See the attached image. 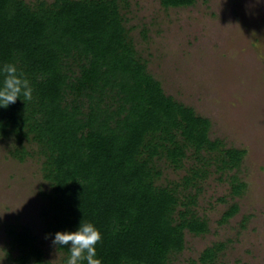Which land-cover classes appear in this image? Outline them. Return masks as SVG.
I'll return each instance as SVG.
<instances>
[{
    "label": "trees",
    "instance_id": "1",
    "mask_svg": "<svg viewBox=\"0 0 264 264\" xmlns=\"http://www.w3.org/2000/svg\"><path fill=\"white\" fill-rule=\"evenodd\" d=\"M161 2L188 7L195 0ZM123 21L117 0H0V65L15 62L34 89L31 100L0 108V140L14 138L19 148L13 156L21 161L32 155L25 144L37 145L53 189L42 212L47 235L91 221L103 234L97 248L104 264H123L124 258L128 264H169L172 254L184 251L186 230L202 235L209 229L190 209L194 198L156 185L155 159L166 158L177 169L189 149L197 155L220 151L225 168H238L246 152L221 149V141L209 138L208 119L165 94L136 57ZM77 88L90 100L88 113L70 100ZM109 95L116 111L101 107ZM201 176L193 171L185 185ZM245 187L234 184L233 193ZM238 210L231 207L223 222ZM10 234L20 251L11 258L15 264H43L30 230ZM58 250L64 261L67 249ZM218 250H205L200 264H216Z\"/></svg>",
    "mask_w": 264,
    "mask_h": 264
},
{
    "label": "rangeland",
    "instance_id": "2",
    "mask_svg": "<svg viewBox=\"0 0 264 264\" xmlns=\"http://www.w3.org/2000/svg\"><path fill=\"white\" fill-rule=\"evenodd\" d=\"M117 1L147 73L168 97L211 122L209 138L221 141V149L246 152L238 168H225L220 151L197 155L189 149L177 169L166 158L155 159L156 185L178 187L181 198H194L190 209L209 229L202 235L186 230L185 249L172 254L169 264H200L202 253L214 246L216 264H264V53L252 45L264 43V0H195L192 6L168 8L161 0ZM72 65L80 77L81 69ZM76 90L70 100L82 102L88 113L90 100ZM112 95L104 98L103 109L117 110ZM15 142L0 140V260L15 264L20 251L10 231L26 228L38 239L43 264H63L65 255L45 238L48 219L42 212L53 189L44 178L43 159L37 145L25 144L32 155L21 161L13 156ZM193 171L202 176L186 186ZM240 183L246 187L235 195L233 185ZM233 206L237 214L223 222Z\"/></svg>",
    "mask_w": 264,
    "mask_h": 264
},
{
    "label": "clouds",
    "instance_id": "3",
    "mask_svg": "<svg viewBox=\"0 0 264 264\" xmlns=\"http://www.w3.org/2000/svg\"><path fill=\"white\" fill-rule=\"evenodd\" d=\"M253 35H256L255 32ZM252 45L264 53V43L252 42ZM33 91L30 79L15 62L0 65V108L7 109L21 97L31 100ZM45 238H51L52 246L57 249H67L68 255L63 264H104V258L98 255L97 248L103 241V234L91 221L81 220L74 231H57ZM0 264H3V260H0ZM123 264H128L127 258L123 259Z\"/></svg>",
    "mask_w": 264,
    "mask_h": 264
}]
</instances>
